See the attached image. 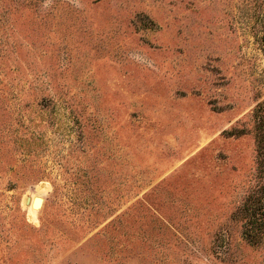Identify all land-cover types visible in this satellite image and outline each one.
I'll use <instances>...</instances> for the list:
<instances>
[{
  "label": "rangeland",
  "instance_id": "1",
  "mask_svg": "<svg viewBox=\"0 0 264 264\" xmlns=\"http://www.w3.org/2000/svg\"><path fill=\"white\" fill-rule=\"evenodd\" d=\"M263 39L264 0H0V264H264Z\"/></svg>",
  "mask_w": 264,
  "mask_h": 264
},
{
  "label": "trees",
  "instance_id": "2",
  "mask_svg": "<svg viewBox=\"0 0 264 264\" xmlns=\"http://www.w3.org/2000/svg\"><path fill=\"white\" fill-rule=\"evenodd\" d=\"M263 46H264V39H263ZM258 143H259L258 147H259V150H260L259 153H258L259 161H260L259 164H260V166L262 165L261 171L264 172V146L262 145L260 140L258 141ZM251 201H253V200L247 199L246 202L244 203V207H247V205H249L251 203ZM250 209L252 210L251 214L255 216L256 215V210H257L256 207L252 206V208H250Z\"/></svg>",
  "mask_w": 264,
  "mask_h": 264
},
{
  "label": "bare ground",
  "instance_id": "3",
  "mask_svg": "<svg viewBox=\"0 0 264 264\" xmlns=\"http://www.w3.org/2000/svg\"><path fill=\"white\" fill-rule=\"evenodd\" d=\"M40 198V202L39 203H35V205L33 204V201H34V198ZM43 202H44V198L42 195L40 194H35V195H32L31 199H30V205H29V213H30V216L34 217L35 213H37L36 211L42 207L43 205Z\"/></svg>",
  "mask_w": 264,
  "mask_h": 264
},
{
  "label": "water",
  "instance_id": "4",
  "mask_svg": "<svg viewBox=\"0 0 264 264\" xmlns=\"http://www.w3.org/2000/svg\"><path fill=\"white\" fill-rule=\"evenodd\" d=\"M36 202L39 203L40 202V198H38V197L34 198L33 204L35 205Z\"/></svg>",
  "mask_w": 264,
  "mask_h": 264
}]
</instances>
